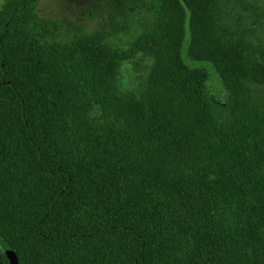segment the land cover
Wrapping results in <instances>:
<instances>
[{"label": "trees", "instance_id": "obj_1", "mask_svg": "<svg viewBox=\"0 0 264 264\" xmlns=\"http://www.w3.org/2000/svg\"><path fill=\"white\" fill-rule=\"evenodd\" d=\"M140 1L124 43L1 2L0 264H264V0Z\"/></svg>", "mask_w": 264, "mask_h": 264}, {"label": "rangeland", "instance_id": "obj_2", "mask_svg": "<svg viewBox=\"0 0 264 264\" xmlns=\"http://www.w3.org/2000/svg\"><path fill=\"white\" fill-rule=\"evenodd\" d=\"M3 0H0V4ZM89 8L97 11V14L85 15ZM37 10L41 16L62 18L68 17L88 30L105 28L110 25V13H114L120 19H125L129 24L126 33H118L115 39L124 43L126 39L144 26L151 24L152 18L144 12L140 0H38ZM89 13H92L90 11ZM191 65L204 67L210 78V91L217 99L221 96L228 97L227 90L214 69L204 61H188ZM121 79L125 87H131L134 83V73L129 63L124 62L121 69Z\"/></svg>", "mask_w": 264, "mask_h": 264}, {"label": "water", "instance_id": "obj_3", "mask_svg": "<svg viewBox=\"0 0 264 264\" xmlns=\"http://www.w3.org/2000/svg\"><path fill=\"white\" fill-rule=\"evenodd\" d=\"M6 254H7V257H8L9 264H18L17 257H16L15 253L12 250L7 249L6 250Z\"/></svg>", "mask_w": 264, "mask_h": 264}]
</instances>
